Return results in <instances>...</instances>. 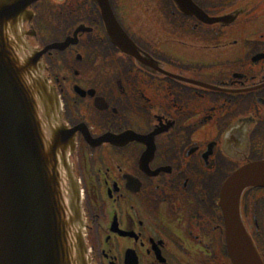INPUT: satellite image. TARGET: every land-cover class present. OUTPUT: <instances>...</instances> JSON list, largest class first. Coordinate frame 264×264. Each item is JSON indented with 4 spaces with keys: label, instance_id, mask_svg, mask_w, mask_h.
<instances>
[{
    "label": "flooded vegetation",
    "instance_id": "af4514ba",
    "mask_svg": "<svg viewBox=\"0 0 264 264\" xmlns=\"http://www.w3.org/2000/svg\"><path fill=\"white\" fill-rule=\"evenodd\" d=\"M42 1L23 29L38 48L66 43L42 61L74 132L90 264H231L218 202L264 160V0H192L213 22L156 0L148 31L109 0L142 61L114 45L94 0ZM240 212L264 262V188L246 189Z\"/></svg>",
    "mask_w": 264,
    "mask_h": 264
},
{
    "label": "water",
    "instance_id": "95a60500",
    "mask_svg": "<svg viewBox=\"0 0 264 264\" xmlns=\"http://www.w3.org/2000/svg\"><path fill=\"white\" fill-rule=\"evenodd\" d=\"M33 1L0 0V264H89L79 191L68 159L73 135L43 76L46 50L31 47L21 30ZM94 1L114 45L142 61L108 0ZM173 2L185 14L216 21L191 0ZM251 187H264V160L239 168L220 193L232 264H263L239 213L241 194Z\"/></svg>",
    "mask_w": 264,
    "mask_h": 264
},
{
    "label": "rangeland",
    "instance_id": "374dc122",
    "mask_svg": "<svg viewBox=\"0 0 264 264\" xmlns=\"http://www.w3.org/2000/svg\"><path fill=\"white\" fill-rule=\"evenodd\" d=\"M144 1H146V0H121V6L122 5L123 6H122V13L121 12L120 13H121V17H122L123 21H125V24H128L127 21L132 17L133 21L135 19L137 20L136 21L137 24L134 22V26L135 27L138 25V27L141 28L142 31H148L149 29H151L155 25L148 21V18L153 16V15H151L152 13L149 12V14H146L145 11L148 12V9H150V7L152 5H154V2L156 0H147L146 1L147 5H146V2L144 4ZM44 3H45V0L42 1L38 6L44 5ZM48 4H49V2L47 1V4L45 3V6L48 5ZM260 7H261V10H262L263 7H264V3H262L260 5ZM260 7H259V9H260ZM43 9H44V14H43V11H42L40 13V15L36 16V18L41 19V22L46 23V25H47V23H49V20L47 19V16H48L47 14L48 13H45L46 10H45L44 7H43ZM144 9H145V11H144ZM158 9L160 10L159 7H158ZM120 11H121V9H120ZM49 13H51V12H49ZM155 15H157V14H155ZM133 17H135V18L133 19ZM138 18H141L143 23H141V22L139 23L138 22ZM43 34H44V30H43V33L38 35V36H43ZM43 41L44 40L41 39L40 43H43ZM31 44L35 45L36 43L33 42V40H32Z\"/></svg>",
    "mask_w": 264,
    "mask_h": 264
}]
</instances>
